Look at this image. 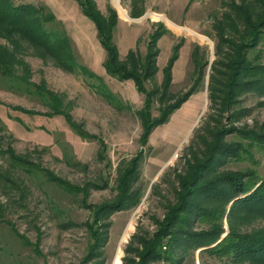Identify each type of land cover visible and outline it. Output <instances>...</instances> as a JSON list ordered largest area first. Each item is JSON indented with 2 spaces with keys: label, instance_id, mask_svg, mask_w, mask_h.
<instances>
[{
  "label": "rangeland",
  "instance_id": "1",
  "mask_svg": "<svg viewBox=\"0 0 264 264\" xmlns=\"http://www.w3.org/2000/svg\"><path fill=\"white\" fill-rule=\"evenodd\" d=\"M12 1L45 6L68 37L76 61L100 76L106 86L94 77L78 74L76 69L64 68L53 56L26 41L13 42L0 32V53L13 61V75H0V264H99L101 259V264H123L131 235H148L155 230V220L162 219L166 205L174 201L177 175L187 171L186 161L192 164L194 158L203 156V137L212 141L209 132L217 127L236 129L225 136L227 142L245 141L238 130L264 134V93L239 95L231 116L218 111L208 97L210 79L221 77V66H215L219 34L213 21L221 19L223 6L230 0H93L105 16L109 6L116 14L113 40L118 62L130 63V50L138 60V52H146L151 33L160 32L154 47L158 50L157 71L144 81L146 88L162 91L164 68L176 54L166 95L159 102L156 95L155 105L174 103L194 87L164 122L153 127L146 142V123L139 113L145 94L133 79H118L106 72V51L78 1ZM134 10L141 15L132 17ZM153 109L149 121L159 115ZM56 111L60 113L54 114ZM65 117L83 135L71 128ZM9 147L27 163L86 188V197L82 192L62 191L38 169L30 176L22 172L9 160ZM135 157L139 159V178L133 188H138L142 197L135 207L111 217L102 254L86 260L90 238L82 223L89 218V211L82 207V200L97 204L115 199L118 171L130 166ZM218 166L221 171L253 169L262 178L264 145H254L249 156L229 158ZM16 186L23 189L22 195ZM252 222L249 227L264 225L258 219ZM223 227L222 237L228 231L225 219ZM204 248L187 250L180 264H237Z\"/></svg>",
  "mask_w": 264,
  "mask_h": 264
},
{
  "label": "trees",
  "instance_id": "2",
  "mask_svg": "<svg viewBox=\"0 0 264 264\" xmlns=\"http://www.w3.org/2000/svg\"><path fill=\"white\" fill-rule=\"evenodd\" d=\"M77 1L83 13L93 22L106 51V72L118 79H133L138 90L145 94L139 113L146 123V142L153 127L164 122L194 92V87L188 88L174 103L163 107L160 104L155 105L156 95H159L157 102L166 95L171 81V67L176 59V54H173L164 68V84L160 93L158 88L148 89L144 86V81L152 78L157 71L155 57L158 50L154 47L160 32L151 33L146 52L141 55L137 51L138 60L130 50L127 53L131 58L130 63L118 62V51L113 40L117 24L114 10L109 6L108 16H105L93 0ZM223 7L221 19L215 18L213 21L219 34L215 45V66H221V77L210 79L208 97L218 111H226L231 116V109L238 102L239 95L248 91L264 93V0H230ZM130 15L138 17L141 13L134 10ZM182 30L186 31V27H182ZM0 32L13 42L20 39L26 41L53 56L64 68L76 69L78 74L94 77L105 85L100 76L76 61L68 37L45 6L0 0ZM3 54L0 53V75L10 77L13 75V61ZM109 93L108 91L107 95L110 97L112 93ZM47 95L55 99L49 92ZM153 108H156L159 115L149 121ZM57 113L60 111L54 114ZM65 119L71 128H76L67 117ZM75 130L83 135L81 130ZM235 130L217 127L215 131L209 132L212 141L203 137V156L194 158L192 164L190 160L186 161L187 171L177 175L178 186L174 189V201L166 205L162 219L155 220V230L148 235H131L124 248L126 254L123 264H180L187 250L201 247H205L204 250L210 254L223 256L237 264H264V225L249 227L254 219L264 221V177L259 178L249 168L221 171L218 166L229 158L241 160L249 156L252 146L264 145V134L252 130H238L239 136L245 141H225V136ZM6 152H9L12 164L19 166L27 175L30 176L38 169L43 172L47 181L55 183L62 191L69 194L82 192L83 198L86 197V188L66 183L49 171H43L36 164L27 163L22 157L15 155L10 147ZM138 160L135 157L130 161V166L118 171L115 199L97 204L82 200V207L89 211V218L82 223L90 238L86 260L102 254L101 248L105 247L109 239L111 217L139 203L142 192L136 187L133 188L139 178ZM22 163L31 167H24ZM104 184L107 185L106 180ZM16 188L22 195L23 189L20 186ZM1 206L0 204V208ZM224 219L227 221L228 231L222 237L225 232ZM12 230L23 242H28L13 226ZM102 262L103 259L99 264Z\"/></svg>",
  "mask_w": 264,
  "mask_h": 264
}]
</instances>
